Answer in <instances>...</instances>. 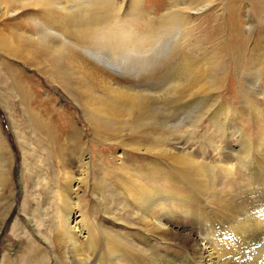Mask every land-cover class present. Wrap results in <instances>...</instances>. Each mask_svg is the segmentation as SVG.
Masks as SVG:
<instances>
[{"label":"rangeland","instance_id":"obj_1","mask_svg":"<svg viewBox=\"0 0 264 264\" xmlns=\"http://www.w3.org/2000/svg\"><path fill=\"white\" fill-rule=\"evenodd\" d=\"M55 1L72 8L69 18L93 24L83 45L90 50L97 44L101 66L124 96L122 114L116 118L107 105L96 117L89 114L92 95L83 89L96 86L85 76H71L78 88L63 82L41 49L26 59L0 52V147L9 159L0 257L17 248L18 264H26L22 256L32 254L37 241L32 228L42 219L53 228L59 220L48 189L61 186L65 172L75 174L84 154L88 177L77 186L79 214L101 252L98 264L117 263L108 258L109 241L146 264H198L189 239L197 232L212 246L226 245L223 264H264V0ZM21 12L13 18L0 7L5 31L33 36L51 26L38 7ZM108 35L114 39L106 43ZM188 65L202 68L204 89L185 92L195 74L185 72ZM95 90L107 104L112 94ZM134 180L161 202L150 226L141 214L151 217L155 207L140 208L126 197ZM236 211L237 219L231 215ZM259 215L263 222L253 226ZM239 220H248L243 235L236 230ZM181 226L185 233L175 231ZM41 231L48 240L42 260L61 264L52 254L53 233Z\"/></svg>","mask_w":264,"mask_h":264},{"label":"bare ground","instance_id":"obj_2","mask_svg":"<svg viewBox=\"0 0 264 264\" xmlns=\"http://www.w3.org/2000/svg\"><path fill=\"white\" fill-rule=\"evenodd\" d=\"M56 5L58 7L54 8V6L56 7ZM0 7H1V9H4V10L6 9V14L3 13V15L5 14L6 16H10L13 18L16 17V15H18L21 11L27 9L28 7H38L40 9V11L45 16H48V20L51 23V26H40V28L38 29L40 31L39 34H34L33 36L27 35V34L25 35V34H21V33L18 34L23 39L20 36L16 35L15 32L11 33L10 31L9 32L7 30L5 31L3 29L4 26L0 25V52L8 54V55H12L14 57L16 56V58L26 59V58L32 57L33 54L36 53V50L41 49V51L48 57L49 61L51 62L49 67L51 69H54L57 72L59 78H61L63 80V82H66L67 84H69V82H70V85L72 84V82H74L75 86L78 88L77 82L75 80H73L71 76L74 75V77L76 79H78V78L83 79L85 76L90 82H92L94 84V86H96L95 89H99V86H100V87H102V92L107 91V92L112 94V96L107 99V104H106V103L102 102V96H100V94H98V92L94 88L91 90L88 86L87 87L85 86L83 90L89 91L90 94L92 95V97H91L92 100L90 101V105L87 108L85 107V110L89 114H91L92 116H95L97 114L96 111L98 112L99 110L104 109L107 105V107L108 106L110 107V112L113 116H115L116 118L121 116L122 111L120 110L121 107H119V105H123L124 96L121 94L122 92L119 91L120 89L117 86V81L114 79V77L111 75V73L107 69H105L101 66L100 60L97 57V49H96L97 44H94L93 48H91L90 50L83 45L85 38L89 37L93 33V31L92 32L89 31V29H93L92 23H84L83 25H81L77 20L73 19L72 17L69 18V16L71 15L70 12L73 11L72 8H69V6L66 3L61 4L60 2H56L55 0H0ZM21 14H22V12H21ZM97 21H99V20H97ZM4 23L2 22V24H4ZM95 23H96V20H95ZM104 38L105 39H103V40L106 43L110 42L109 40H111V38L114 39V37H112L111 35H108ZM124 44H126V42ZM84 49L89 50L88 55H85L83 53ZM201 69L202 68H200L199 65H197V66L188 65V67L184 68L185 72L186 71L195 72V74L193 73L194 75L192 74L193 76L191 77V81L188 84V88H185V90H186L185 92L189 91L190 93H192L195 90L204 89V87H205V82L203 81L204 71H202ZM82 94H84V92H82ZM263 139H264V137H263ZM263 142H264V140H263ZM261 146H263V147H259V148H261L259 151L264 152V145H261ZM148 148L149 147H146L145 149L148 150ZM141 149H143V148H141ZM142 151H144V149ZM154 153H156V152H154ZM83 156H84V154H82L80 156L82 161L79 164L77 163L78 168H76L77 170L74 172L75 174H73V173L67 174L68 171L66 170L67 171V172H65L66 173V175H65L66 181L63 182V184H61V186L58 185V183L56 182L57 185L53 189V190H55L54 192L51 191L52 189H48L49 191H47L48 192L47 194L54 195L56 197L55 199H56L57 203H55V202L54 203L58 205L57 214H58L59 220H58V222L56 221L57 223H55L53 228H50V227L44 225L43 219L41 220V222L39 224H36L37 227L32 228V233L37 235L35 237V239L38 242L36 241V244L34 243L35 244L34 246L29 247V249H32V250H30L32 252V254L26 253L25 255L22 256V257H24L26 264H47L42 260L43 257L40 254L42 252L44 253L45 248H48V242L44 243V240L46 239L47 234L45 232L41 231L42 227L45 228L48 235L53 233V235H54L53 242H55L53 249H56V253L52 252V254H56V256H55L56 260H58V259L62 260L61 264H86L87 260H89V261L91 260L93 262V264L97 263V260L99 257L97 254L101 255V252H98L99 250H98V247L96 246L95 238L91 235V232L89 230H87L86 228H84L85 227V225H84L85 221L82 219L83 218L82 215L79 214L81 212H80L79 196H78V191H77L78 187L77 186L79 185L80 182L85 183V181L87 180V177H88V175H87L88 159L86 160V158H83ZM8 161H9V159L7 158V156L4 154V152L2 151V149L0 147V204L4 198L3 188H4V185L6 184V181H7V174L9 173ZM77 162H79V161H77ZM259 162L263 163V165H264V161H259ZM261 163H259V168H261V166H262ZM63 174H64L63 172L58 171V176L63 175ZM130 177L133 178V176L129 175V179H130ZM59 178H61V177H59ZM129 181H131V180H129ZM51 183H54V181H52ZM128 183H130V182H128ZM133 185H134V187H133ZM125 186H127V184ZM125 186L123 188H125ZM135 187H137L136 190L133 189ZM45 188L46 187L44 186V189ZM244 188H245V186H244ZM127 193L128 194L126 195V197L130 196L132 198L131 200L135 201V202L132 201L134 203V205L140 206V208L143 206L149 205V208L152 207L153 210L156 209V211H151L152 212L151 217L148 216L150 214L149 212L147 213L148 215H146V213L141 214V215H143V217L141 219L143 221V223H146L149 225V223L154 222V221H149V218H151V220L155 219V216H154L155 213L156 212L159 213V211H161V207L159 206L161 204V202H160V200H155L156 198L152 197L153 193L151 194V192L148 191L147 186L145 184H142V182L141 183L138 182V180H134V181H132V186H128ZM225 194H227V192ZM154 195H156V192ZM239 198H241V197H239ZM234 199L235 198H233V200ZM210 201H212V200H210ZM221 201H222L221 199H218V201H216V202L222 204ZM235 203L233 204V206L235 205ZM244 203L246 204V202H244ZM224 205H225V202H224ZM239 206H243V205L240 204ZM154 207H155V209H154ZM59 208H60V210H59ZM236 209H234V211ZM239 210H240V208H239ZM243 210H245V209H243ZM35 211H36V209H35ZM195 211H197V210H195ZM215 211H217V209ZM226 211H227L226 213H228L227 209H226ZM237 211H238V209H237ZM237 211L234 212L235 214H233V213L231 214V215H234V218H236V219L238 218L237 217ZM232 212H233V210H232ZM255 212L257 214L256 210H255ZM246 214L249 215V213H246ZM160 215L159 214L156 215L157 218ZM163 215L164 214L162 213L161 217H163ZM248 217L249 216H247L246 218H248ZM250 217L248 219L249 221L251 219ZM113 218H114V221L117 220L116 217H113ZM243 218H245V217H243ZM262 218L263 217L261 215H259L258 217H256V219L254 221L252 219V222H253L252 225L258 226L260 223L263 222ZM146 219L149 222H147ZM168 219H169V216H168ZM54 220H56V219H54ZM248 220L247 221L246 220H239L238 223L236 222L237 223L236 225L238 226V229L236 228V230L240 231L239 233L237 232L238 235L239 234L243 235L246 233L245 231H247L246 228L248 226V223H247ZM156 222H158V219L156 220ZM163 222H164V220H163ZM166 222L167 221H165V223ZM49 223H50V220H49ZM157 224H158V227H163L161 223H157ZM167 224L168 223H166L165 225H167ZM263 224H264V222H263ZM171 225H172V223H171ZM117 226L119 227V225H117ZM168 226L169 225H167V227ZM174 226H177V225H174ZM174 226L172 225V228L170 227L171 230L174 229ZM252 228L254 230V228H257V227H252ZM158 229L159 228H157L156 230H158ZM247 229L250 230V228H247ZM180 230L184 232V227L181 226V228H179V227L175 228V231H180ZM260 231L262 232L261 229H260ZM260 231H259V233H261ZM101 234H103V233L101 232ZM187 234H189V233H187ZM251 234L252 233H250V236H251ZM49 236H48V238H49ZM255 237H256V235H255ZM97 238H99V241L101 240L100 237H97ZM252 238H253V234H252ZM259 238H260V235H259ZM261 238H263V237H261ZM189 239H190V243L194 246V248H197V249H195V250H197V254L196 253L195 254L198 255V257H196V258H198V264H223V262H221V257L223 255V251H225V248H223V247H225L226 245H221L220 243H216L214 246H212L211 243L208 241V237H206V235H203L202 233L200 234L199 232L190 233ZM250 240L252 241L253 239H250ZM258 240H261V239H258ZM46 241H48V240L46 239ZM251 241H248V242L250 243ZM253 241L255 242V240H253ZM109 242H106V245L108 248V258H110V257L115 258V260H117V263H115V264H146L145 260H142V258H137L136 256H134L133 252H125V251L115 247L114 243H112V242L109 243ZM263 242H264V240L262 241V243ZM99 247H100V245H99ZM259 248H261V247H259ZM127 250H128V248H127ZM245 250H247V249H245ZM226 251H227V248H226ZM255 251H257V250H255ZM255 251H254V253H255ZM4 252L5 253L1 252L2 254L0 257L1 258L0 264H18L19 255H17L18 254L17 248H13L9 251L7 250ZM20 254L22 255V253H20ZM49 255H50V253H49ZM229 255H231V254H229ZM257 255H259V254H257ZM123 256H125V257L123 258ZM233 257H234V255H233ZM257 257H255V258H257ZM230 258H232V257H230ZM224 260H225V258H224ZM55 262H53V263H55ZM226 263H227V261H226ZM234 263L237 264L236 262H234ZM238 263H240V262H238ZM108 264H109V262H108ZM159 264H161V263H159ZM246 264H248V263H246ZM250 264H251V262H250Z\"/></svg>","mask_w":264,"mask_h":264}]
</instances>
